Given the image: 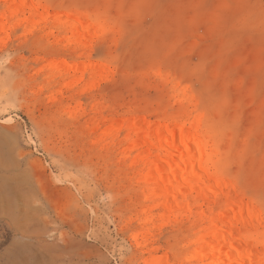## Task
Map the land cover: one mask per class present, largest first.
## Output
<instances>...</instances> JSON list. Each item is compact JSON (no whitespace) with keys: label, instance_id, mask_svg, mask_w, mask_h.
<instances>
[{"label":"rangeland","instance_id":"374dc122","mask_svg":"<svg viewBox=\"0 0 264 264\" xmlns=\"http://www.w3.org/2000/svg\"><path fill=\"white\" fill-rule=\"evenodd\" d=\"M171 125L207 175L165 201ZM225 195L264 264V0H0V264H207Z\"/></svg>","mask_w":264,"mask_h":264},{"label":"bare ground","instance_id":"6f19581e","mask_svg":"<svg viewBox=\"0 0 264 264\" xmlns=\"http://www.w3.org/2000/svg\"><path fill=\"white\" fill-rule=\"evenodd\" d=\"M192 130L196 129L193 126ZM184 125L160 126L152 132L144 130V136H152L156 139L160 148L166 151L162 159L151 162L148 178H152L156 184V190L160 197L166 201H176L183 187L203 183L200 176L207 175L204 167L206 157L205 145L198 138L196 132ZM142 136L138 134V137ZM212 182L211 179H208ZM216 183H221L220 181ZM224 201L228 204L227 210L216 216H208L211 226H207L200 237L203 243L202 258L207 264H256L252 250L243 244L236 233L234 224L226 219L224 214L236 209L235 219H239L243 210L250 212L249 206L237 205L227 195Z\"/></svg>","mask_w":264,"mask_h":264}]
</instances>
